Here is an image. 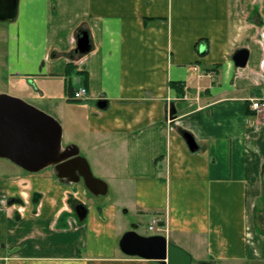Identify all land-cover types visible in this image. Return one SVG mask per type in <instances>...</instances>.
<instances>
[{
	"label": "crops",
	"instance_id": "0c3cea01",
	"mask_svg": "<svg viewBox=\"0 0 264 264\" xmlns=\"http://www.w3.org/2000/svg\"><path fill=\"white\" fill-rule=\"evenodd\" d=\"M6 32L0 78L24 94L10 93L55 116L106 182L99 195L121 198L88 205L82 178L0 162V264H162L121 250L119 205L160 217L199 264L264 261V0H20Z\"/></svg>",
	"mask_w": 264,
	"mask_h": 264
},
{
	"label": "water",
	"instance_id": "95a60500",
	"mask_svg": "<svg viewBox=\"0 0 264 264\" xmlns=\"http://www.w3.org/2000/svg\"><path fill=\"white\" fill-rule=\"evenodd\" d=\"M20 0H0V20L16 17ZM92 49L89 32L80 30L77 35L76 52L86 54ZM204 51V46H200ZM250 52L240 48L233 56L237 66L247 64ZM98 107L106 108L108 100L101 98ZM173 105L170 113H174ZM192 151L199 148L194 135L183 130ZM0 158H5L28 172H39L54 166L58 176L79 181L83 179L94 194H105L107 184L94 176L88 160L81 155L76 144L63 145L61 122L50 113L27 102L21 97L0 93ZM78 217L83 220L87 206L79 202L75 205ZM121 250L129 256L159 260L162 264H192L193 256L183 247L170 242L165 235H143L136 228L126 231L120 239ZM206 264V263H202Z\"/></svg>",
	"mask_w": 264,
	"mask_h": 264
},
{
	"label": "rangeland",
	"instance_id": "374dc122",
	"mask_svg": "<svg viewBox=\"0 0 264 264\" xmlns=\"http://www.w3.org/2000/svg\"><path fill=\"white\" fill-rule=\"evenodd\" d=\"M10 25V20L7 21H1L0 20V31L3 30L4 31V36L0 37V52L3 51L4 47H5V39H6V35L7 32L6 30L8 29ZM2 56L4 58V54L0 53V57L2 59ZM6 74V73H5ZM10 77V76H9ZM8 80H6V78H4L3 76L0 78V93L4 92V93H8L10 95L16 94V93H23V91L18 90L17 87H13L9 82L7 84ZM13 94H11V93ZM16 96V95H14ZM18 97H21L22 99L26 100L27 102L37 106L38 108H40V106H38L39 104H34L33 102H31V100H28L27 98H25V96H21L19 95ZM42 109V108H41ZM43 110V109H42ZM45 111V110H44ZM171 119V116H170ZM64 137V135H63ZM64 141V139H63ZM0 162H2L5 166H9V167H5V166H1L4 170V172L8 173L10 169L14 170V169H21V167H19L18 165H16L15 163H13L12 161L8 160V159H4V158H0ZM89 197H90V201L88 205H104V204H110V199L111 202L118 200L121 198V196H117L115 195V191H113V189L111 188V191L109 194L107 195H93L92 193L89 192ZM261 205V204H260ZM119 208L121 210V218L120 221H122L123 223H125V225L127 226L128 230L132 229V226L134 224H138V228H136V230L143 235H152V234H156L157 231L156 230H151L149 229V223L151 221V215L149 213H144V214H138L136 211L134 210H127L128 208L124 205H119ZM264 211V210H262ZM261 214H264L263 212H261ZM126 230V231H128ZM125 233V232H124ZM123 236V234H122ZM264 261H250V264H264ZM192 264H199L197 262H195V260L193 259V263Z\"/></svg>",
	"mask_w": 264,
	"mask_h": 264
},
{
	"label": "built area",
	"instance_id": "2783aa9c",
	"mask_svg": "<svg viewBox=\"0 0 264 264\" xmlns=\"http://www.w3.org/2000/svg\"><path fill=\"white\" fill-rule=\"evenodd\" d=\"M88 89L86 87H80L78 90H76L74 92L73 97L75 99H82L84 97H88ZM252 107L253 109H255L258 113H262L264 114V100H260V99H254L252 102ZM170 119V118H169ZM171 120V119H170ZM22 208V207H21ZM20 208V210H22ZM161 219L160 218H154L151 225H150V229L151 230H157V231H164L166 233H168L169 231V227L168 226H163L161 225Z\"/></svg>",
	"mask_w": 264,
	"mask_h": 264
},
{
	"label": "trees",
	"instance_id": "16d2710c",
	"mask_svg": "<svg viewBox=\"0 0 264 264\" xmlns=\"http://www.w3.org/2000/svg\"><path fill=\"white\" fill-rule=\"evenodd\" d=\"M174 86L177 87L178 90L182 91L183 89L181 88V86H179V84H175ZM76 205V204H75Z\"/></svg>",
	"mask_w": 264,
	"mask_h": 264
}]
</instances>
